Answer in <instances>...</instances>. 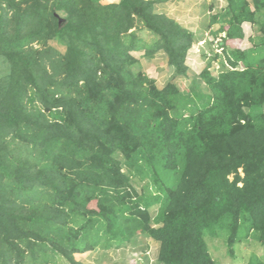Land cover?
Masks as SVG:
<instances>
[{
    "label": "trees",
    "instance_id": "16d2710c",
    "mask_svg": "<svg viewBox=\"0 0 264 264\" xmlns=\"http://www.w3.org/2000/svg\"><path fill=\"white\" fill-rule=\"evenodd\" d=\"M154 2L0 0V264L137 235L163 264H217L205 236L264 246V0H227L216 74L190 70L193 35ZM244 22L252 47L225 50ZM157 50L163 87L132 54Z\"/></svg>",
    "mask_w": 264,
    "mask_h": 264
},
{
    "label": "crops",
    "instance_id": "0c3cea01",
    "mask_svg": "<svg viewBox=\"0 0 264 264\" xmlns=\"http://www.w3.org/2000/svg\"><path fill=\"white\" fill-rule=\"evenodd\" d=\"M154 1L152 6L154 13L173 19L180 27L193 35V44L186 58L188 67L194 66L196 68L194 72H198L197 69L201 71L204 66H208L209 69L216 67L215 70L217 71L222 63L228 64L223 52L224 41L227 38V22L222 18V13L228 4L227 0ZM245 23L249 24V22H244L241 25L243 37L236 43V46L231 44L232 47H224L225 50L236 48L247 50L252 47V45H248L249 37L248 40L246 39ZM253 30H257V27ZM235 41L237 42V40ZM217 53L219 54L217 55ZM141 59L144 63L143 66L140 64L137 66L147 77L150 71L158 69L160 71L157 74L161 83L166 84L177 79L175 78V71L168 64V57L163 50H157L153 55ZM239 65L242 66L241 62ZM200 67L202 68L200 69ZM216 71L214 72L217 73ZM148 78L151 79L150 76ZM159 245L156 240L144 235H137L125 245L111 248L96 247L77 253L74 257L80 264H163L158 258ZM133 253L135 257L132 256Z\"/></svg>",
    "mask_w": 264,
    "mask_h": 264
},
{
    "label": "rangeland",
    "instance_id": "374dc122",
    "mask_svg": "<svg viewBox=\"0 0 264 264\" xmlns=\"http://www.w3.org/2000/svg\"><path fill=\"white\" fill-rule=\"evenodd\" d=\"M225 21L227 22L226 25L228 28L229 21L226 19H225ZM244 25H245L244 29H245L246 34H247L246 35V39H247L248 37L253 36L255 32L253 31V28L250 25V23L249 24L245 23ZM139 35L143 40H147V43H144L145 44L144 49H146L147 45L150 44L149 40L150 41L152 40L151 38H153V35L146 30L140 31ZM248 45H252V43L249 40H248ZM141 50L143 52V49H141ZM142 52H136V51L132 52L134 57H136L137 59H140L139 62H137L138 64H140V66H143V64H144L143 60L141 59L143 57ZM189 67H190L192 72L196 71V68L194 66H189ZM201 68L202 67H200V69ZM215 68L216 67H214V69L212 67H210L213 74H216L214 72V71H216ZM162 69H164V68H162ZM159 71L160 70H158V69H156L154 71H150L149 76L151 77V79L156 81V85L161 87L165 83L160 82V80H159L160 77L157 74ZM197 71L199 72L198 69H197ZM145 72L147 73V70H145ZM179 84L182 88L186 87V85L182 81H179ZM141 184H143V182H141ZM205 240L208 244L209 252L212 255V257L216 260L217 264H260V263L264 264V246H262L260 243H258L257 241H255L252 238L250 240L245 241V242L235 244L233 246V252L234 253L232 255H230V252H229V250L225 244V241L223 239H221L219 237L205 236ZM132 256L135 257L134 253ZM137 256H139L138 253H137ZM78 257H80V256H78ZM139 258H140V256H139ZM251 260L253 261L252 263L250 262ZM32 263L35 264L34 262H32ZM60 263H63V262H60Z\"/></svg>",
    "mask_w": 264,
    "mask_h": 264
},
{
    "label": "clouds",
    "instance_id": "9594fccd",
    "mask_svg": "<svg viewBox=\"0 0 264 264\" xmlns=\"http://www.w3.org/2000/svg\"><path fill=\"white\" fill-rule=\"evenodd\" d=\"M240 172H241V169H240Z\"/></svg>",
    "mask_w": 264,
    "mask_h": 264
}]
</instances>
